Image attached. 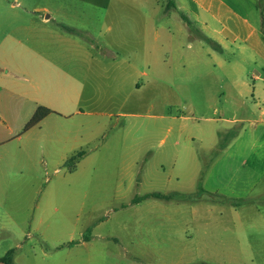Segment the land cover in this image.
<instances>
[{
	"label": "rangeland",
	"instance_id": "obj_1",
	"mask_svg": "<svg viewBox=\"0 0 264 264\" xmlns=\"http://www.w3.org/2000/svg\"><path fill=\"white\" fill-rule=\"evenodd\" d=\"M137 1L145 5V21L181 25L178 13L172 11L167 17L164 10L155 5L158 2L170 8L172 0ZM128 2L130 0H0V117L6 125L0 130V155L22 150L30 152L29 173L23 178V194L30 199L17 205V210L29 217L45 214L49 227L47 240L40 242L36 236L30 237L26 240V250L37 260L43 252H51L49 255L58 259L56 264H63L66 254L54 255L58 253L52 252L55 246L51 243L72 240L73 243L58 247L80 243L74 249L75 258L80 260L78 264H264V74L258 72L259 79L254 80L252 65L242 58L239 60H243L246 69L237 75L235 89V94L241 96L239 101L231 100L227 104L219 99L205 104L198 93L207 89V93L213 95L218 88L209 79L203 81L202 87L194 86L193 95L187 96L185 89L177 88L180 97L177 101L182 103L178 104V111L189 112V117H193L182 121L183 133L191 137L189 140L200 159V173L190 183L187 177L190 178L193 170L184 167V157L180 155L175 168L164 162L161 168L156 161L147 165L149 177L162 175L169 180L167 185L140 189L134 181L127 189L125 184L131 174L133 180H140L142 163L133 169L130 161L127 171L98 165V160L85 165L82 159L87 150L69 151L63 146L62 127L58 123H38L26 128L32 117L28 118L26 110L8 90L26 91L32 90V85H41L33 71L38 63L29 59L27 53L42 50V39H46L48 51L67 50L66 45H58L45 37L50 27L57 29L60 27L57 23H62L76 29L98 28L106 21V5L119 3L121 6ZM50 13L54 14V21L44 26L41 18ZM124 15L126 12H119V25ZM175 30L179 41L177 27ZM189 44L192 50L198 49L193 39L184 40L182 49L188 51ZM194 83H197L195 76ZM222 85L228 87L225 83ZM253 88L261 95L259 101H252ZM148 94L144 93L145 102ZM136 104V93H133L123 110L136 112ZM132 117L128 118L127 128L129 144L133 145L136 141L132 140L131 131L136 130L141 118ZM213 126L223 133H236L227 140L226 147L230 145V149L221 156L218 155L226 147L214 155L219 140L215 139L212 145L209 137ZM106 131V127L99 126L91 143L100 145ZM206 147L211 150L204 153L202 149ZM128 154L130 160L132 154ZM204 167L207 168L204 170ZM200 180L203 190L211 196L201 194L188 203L148 199L136 206L128 204L126 210H117L120 204L149 191L194 194L198 192ZM118 184L126 191L118 198H111L114 190L119 189ZM220 198L247 203L235 207L220 203ZM89 227H93V238L82 245V236ZM3 237L0 235L1 239Z\"/></svg>",
	"mask_w": 264,
	"mask_h": 264
},
{
	"label": "crops",
	"instance_id": "obj_2",
	"mask_svg": "<svg viewBox=\"0 0 264 264\" xmlns=\"http://www.w3.org/2000/svg\"><path fill=\"white\" fill-rule=\"evenodd\" d=\"M172 2L170 8H164L158 2L155 5L164 10L167 17L172 11L178 13L181 25L145 21V5L137 0H130L121 6L119 3L106 5V21L98 26L100 29H76L57 23L60 27H50L45 37L51 42H58V45H66L67 50L58 48L48 51L45 49L46 39H42V50L27 53L29 59L38 63L33 71L41 85H32V90L26 91L8 90L11 97L26 110L28 118L39 107L50 110L52 113L40 123L61 125L60 140H63V146L69 151L87 150V153H83V164L90 165L98 160V165L127 171L130 161L133 169L142 163L140 180H133L131 174L130 181L128 179L129 182L125 184L127 189L134 181L140 189L167 185L169 180L162 175L149 177L147 165L156 161L160 162L161 168L164 167L163 162L175 168L180 155L184 157V167H188V171L193 170L190 178L187 177L188 183L197 179L201 170L200 159L196 157L197 150L189 140L191 137L184 136L182 122L193 117H189V112L178 111V104H182L177 101L180 99L178 87L185 89L187 96L193 95L194 86L202 87L203 81L209 79L218 86L216 92L210 95L206 89L198 93L199 97L205 104L219 99L229 104L231 100L241 99L239 93L235 94V89L237 75L246 69L243 60L252 65L254 80L259 79L258 72L264 74V0ZM120 11L126 12L121 25L117 21ZM51 21H54V14H43L41 23L44 26ZM176 27L180 34L179 41ZM186 39H193L198 49L192 50L189 44L188 51L183 50L182 44ZM206 40L212 42L213 46L208 45ZM194 76L197 83H194ZM223 83L228 87L225 88ZM133 93H136L137 110L124 111ZM144 93H149L147 102ZM260 96L253 88L252 101H259ZM129 116L141 118L136 130L131 131L132 140L136 141L133 145L129 144ZM5 126L0 117V130ZM99 126L101 129L106 127L108 131L100 145H93L91 141ZM220 133H223L220 128L212 127L209 137L212 145ZM182 145L184 148H180ZM229 147L218 156L228 151ZM209 149L206 147L202 151L207 153ZM128 153L132 154L130 160ZM30 156L27 150L0 155V235L4 236L0 238V259L9 253L10 264H56L58 259L51 257V252H43L40 260H37L29 249L26 250V240L30 237L36 236L38 241H46L49 228L45 214L29 217L17 210V205L21 206L30 199V196L23 194V178L24 174L29 173L27 162ZM176 180L179 181L178 178ZM117 186L119 189L114 190L111 198H118L126 191L122 184ZM153 193L159 192L149 191L143 196L133 197L131 203H122L117 210H126L128 204L136 206L148 199L180 203L190 201L144 197ZM172 193L190 194L172 191L164 195ZM135 198L142 199L133 203ZM88 229L91 230L90 237L86 241L83 239L82 245L93 238V227ZM65 243L73 241L51 243L52 247L55 246L52 252L58 253L54 254L56 256L66 254L63 264H78L80 260L75 258L74 249L80 243L58 247Z\"/></svg>",
	"mask_w": 264,
	"mask_h": 264
},
{
	"label": "trees",
	"instance_id": "obj_3",
	"mask_svg": "<svg viewBox=\"0 0 264 264\" xmlns=\"http://www.w3.org/2000/svg\"><path fill=\"white\" fill-rule=\"evenodd\" d=\"M181 18L185 22H188L183 15H181ZM206 41L213 46L212 42H210L208 40H206ZM51 113L52 112L50 110L46 109V108H42V107L37 108V110L35 111L34 115L31 118L30 122L27 124L26 128L29 129V127H32V126L37 125L46 116H48ZM227 132L226 133H223V134L222 133L219 134V137H218V140L219 141H218L216 150L214 151V155L217 154L219 151L223 150L226 147L227 140H231L232 138H234L236 136V133H232L231 134V133H229V131H227ZM228 134H231V135H228ZM222 136L226 137L227 139H225L224 137L222 138ZM73 160H75V158H73L72 161ZM206 168L207 167H204V170ZM201 194H205L207 196H211V194H208V193H206L203 190V188L201 187V180H200L198 182V192H196L194 194L182 195V194H179V193H172V194H169V195H164V194H160V193H153V194L146 195L144 197H154V198H159V199H171V198H175V199H179V200H181V199H183V200H193L195 197H199ZM140 199H142V198H135L134 201H133V203H137ZM210 199H213V197L210 198ZM219 202L222 203V204H230V205H233L235 207H238V206H241L244 203H247L246 200H240V199L239 200H231V199H228V198H220ZM90 231L91 230L88 229L83 234V239L85 241L89 239V237H90ZM0 261L4 262L5 264H10V261H9V253L4 258L0 259Z\"/></svg>",
	"mask_w": 264,
	"mask_h": 264
},
{
	"label": "water",
	"instance_id": "obj_4",
	"mask_svg": "<svg viewBox=\"0 0 264 264\" xmlns=\"http://www.w3.org/2000/svg\"><path fill=\"white\" fill-rule=\"evenodd\" d=\"M46 18H48V16H46ZM0 264H5L4 262L0 261Z\"/></svg>",
	"mask_w": 264,
	"mask_h": 264
}]
</instances>
